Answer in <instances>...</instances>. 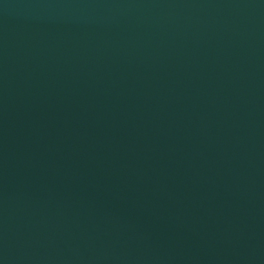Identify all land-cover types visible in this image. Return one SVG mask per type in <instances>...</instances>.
I'll return each instance as SVG.
<instances>
[{
    "label": "water",
    "instance_id": "95a60500",
    "mask_svg": "<svg viewBox=\"0 0 264 264\" xmlns=\"http://www.w3.org/2000/svg\"><path fill=\"white\" fill-rule=\"evenodd\" d=\"M0 264H264V0H0Z\"/></svg>",
    "mask_w": 264,
    "mask_h": 264
}]
</instances>
